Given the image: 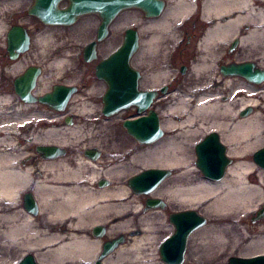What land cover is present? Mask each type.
<instances>
[{
    "label": "flooded vegetation",
    "instance_id": "obj_1",
    "mask_svg": "<svg viewBox=\"0 0 264 264\" xmlns=\"http://www.w3.org/2000/svg\"><path fill=\"white\" fill-rule=\"evenodd\" d=\"M3 1L4 10L2 17L4 20L3 22L5 23H3L5 26V29L3 30L5 54L4 56L0 57V93L3 92L2 90H4V88L9 86L15 94V80L21 77L24 71L29 66L34 64L26 63L22 72L13 75L12 78H8L9 76L7 74L11 72L10 68L13 66V64L19 62L23 56L22 54H19L16 59L10 58V54L7 51V36L10 29L14 26L21 25L22 21L19 15L20 11L16 10V8L19 7L17 0ZM230 1L233 4L241 2V0H128V7L125 9V12L127 14V26L120 33V43L115 50H117L122 44L126 34H128V37L130 39L133 38V36H136L137 48L129 59V66L131 67V70L137 73V77L135 79L133 74L126 75V84L124 85V88L128 93L129 100L132 99L131 92L133 90L135 82L137 93L140 94L142 98L145 97V94H151V98H149L148 101L149 103L142 113H138V107L132 105H129L126 110H122L113 116L107 117L102 113L104 105L103 97L108 90V85L104 80L97 78L96 66L101 60L107 58L115 50L108 56L103 57L97 61H93V66L89 71V74L85 75V73L83 72L82 79L79 80L81 82L77 83L75 86L63 84L61 81H57L58 83L56 82V84H51L47 89H44L42 87V91H36L38 90V87L41 85L42 80L45 78V76H43V69L38 65H35V67H38L40 70V74L35 80L34 89H32L30 92V96L35 100V102L26 103L21 100L18 95L15 94L19 106L33 109L37 107L42 108L43 110H45V112H47L44 122L48 123L51 126L54 121H61V123L66 125L72 124V122L76 118H72L66 115L67 110L72 108V104H74V106H80L83 104L93 105L99 103V121L97 122V124L101 123L100 121L102 120H108L112 117H115L122 112L128 113V116L122 120L121 127L124 130L125 134L134 141V144H130V146L123 149L121 154L114 159L105 158L103 154H105L106 152L104 151L102 153V150L97 146L95 148H85L82 151L84 160H94V163L91 164L93 165V167H91V165L89 164L88 167L90 168L80 169L82 174L79 177L70 178L69 180L61 184L52 185L62 188L60 192L63 193H61L60 195L57 194L53 197L54 204L51 203L49 205L48 203V211L51 218L48 225L46 224L47 222L44 223L46 215L43 214L41 208L42 206L40 200L38 199L39 196L35 191L36 184L38 182H43L46 179L40 173L41 170H39V168H30L32 177L31 183L28 185L26 191L24 190L25 192L19 195V203L24 213L26 212L31 217V220H33V224L35 225V232L38 236H40L43 232L59 235L71 234L69 232V228L70 226L72 228H75L74 224L77 222L75 218V211L72 210L75 207V204H71L66 210V205L60 208L58 202L62 201V199L66 197V192L68 191L72 193L74 198H81V194L84 191H87L97 197V199H95L96 202L90 205V207L93 208L97 204L118 206L128 203L127 210L122 214L113 215L105 221L99 220L91 226H88V223H83L80 225L81 227H79L78 230H75L78 231V233H81V231L87 229V233L89 234V236L102 240L100 243L99 254L94 258L92 264H103L104 260L112 255L121 246H127L132 243V240L136 237V233H140L141 229H143V227H140V225L138 228H136V230L133 228V226H131V221L134 217L136 218L138 223H143L140 220L141 218L145 219L146 217H148L149 223H151L153 228L148 232V236L146 238L136 237L138 239H142L140 240L141 249H148L154 253L153 261L140 262V264H172L162 259L159 253V248L167 240V238L172 236L174 233V225L171 221V215L175 212L183 210L174 207L175 203H172L171 197V191L175 186L174 181L171 179L178 171L182 170L183 168L181 169L175 167L158 166V168L166 169L167 171H169V176L159 182L147 194H136L129 187V180L135 175L125 176V171L128 168H123L121 171V175H117L114 173L117 170L112 171L114 170V168L112 167L120 162H126V160L136 152H140L142 147L148 146L137 142L134 137L127 133V130L123 127V123L126 120H133L138 117H150L153 113L156 116L159 127L162 130V136L159 140L163 139V144H165V141L169 139V136L165 135L166 131L173 130L174 128L166 129L165 131V128H163V124L169 120H171L172 122L180 121L179 117H176L175 115H169L168 108L171 106V104H169V95L172 96L173 91L177 90V88L180 87L182 78L186 76L189 70H191L192 62L205 53L203 41L206 34L208 33V30L215 26H224V24H226L228 20L237 16L240 18V21L236 26L237 28L234 30L232 37L227 38L223 41H220L222 39L216 38L217 42H219L221 45L217 46L215 51L211 49L207 50L209 57H213L214 54H224V57L219 58L217 61L218 63L216 64L215 77L219 76V78L216 80V84L218 83V87L219 83H223L224 81L231 79L239 81L240 83H247V85L253 89V92L251 94L254 95V100L257 101V106L247 105L239 108L236 112L237 119H245L246 117L253 115L255 113V109L264 108V78L258 81V83H252L243 76L233 78L224 77L222 76L220 71L222 66H229L231 64H250L253 71H260L264 73V34L262 36L257 35L260 34L262 30H264V20L259 22L254 17L255 10L258 11L259 9L264 8V4H261L259 0H249L248 5L243 6L241 5V3H239L237 7L232 6V10H229V6L227 4ZM32 2V4H34V0H32ZM63 2L65 3V6L60 7L61 3ZM67 5L68 1L63 0L58 4V8H64ZM35 19L37 20L36 24L38 23L39 25H44L37 18ZM97 20L98 22L96 26L95 36L98 27L102 23V19L98 15ZM25 23L28 24V22ZM113 23H111V25ZM111 25L109 26V35ZM34 29L36 30V28ZM160 29L165 31L159 33L158 30ZM28 34L30 38V46L32 42V34L31 32H29ZM250 34H252L253 40L250 42L248 41L249 43H246L244 46L243 41ZM109 35L107 36V38L109 37ZM154 36L160 39L159 41H157L159 43V46H157L155 49H149V51L145 52L143 55H140L139 53L141 51L142 42H148V40ZM102 42L96 44V52L97 46ZM168 44L170 45V49H168L164 53V55L166 53H169L168 62L166 63L173 67L177 66V64L179 63V66H177V70L172 75H169L164 79L158 74L159 69L152 68V70H150L148 68L149 63L147 60L150 57H153L152 59L156 58L158 60L159 56L161 55V52H159V50H161V48H167ZM250 44L255 46H249ZM16 53V51H13V55H15ZM147 54L150 56L147 57ZM163 62H165V60ZM88 64H90V62ZM211 84L214 85L215 83L212 82ZM59 85L65 86L72 90L69 96H67L63 111L55 110V105H45L38 102V99L40 97H43L46 94H52L54 92V87ZM226 88L229 87L226 86ZM239 95L245 97V92L241 90L238 93V96ZM63 97L64 95H62V98ZM77 97L79 99H77ZM76 115L77 114H74V116ZM49 129L53 128L49 127ZM210 135L211 133L205 134L199 141L195 142V144L193 145L192 151L194 155L191 165L192 168L197 169V144H199L203 139L209 137ZM218 136L221 142L225 144L219 133ZM171 138L172 137H170V139ZM36 147L37 146H34L32 148L34 153L36 154L34 162L35 166L37 159L43 158L42 155H40L36 151ZM162 149H166V147L163 145L159 150ZM225 149V153L227 154L228 146H226V144ZM60 151L63 152V158L69 155V152L66 148H61ZM254 153L255 152H253V154ZM253 154L251 156V164H253L255 167L254 175H257L259 173L264 174V169L254 164ZM229 159L231 160V165L236 160L234 157ZM228 167H230V165ZM117 188H125V192L120 196L106 195L101 198L98 197L101 192L109 191L111 193ZM26 195H31V197L35 201L36 213L34 215H31L25 207ZM51 199L52 197H50V200ZM93 208H91L90 210H92ZM90 210L87 211L89 212ZM261 211L263 213H261ZM102 216L103 214H99L94 217L101 218ZM263 220L264 193L261 197L259 207L250 216V222L260 225L262 224ZM124 221H128V223L121 224L113 229H110L111 225ZM162 229H168L169 233L166 235H161ZM190 236L191 235H189L185 243L182 262L180 264H198L197 262H193L190 258H188ZM106 244H109L111 246V252H109L102 259L98 260V257L103 252V246ZM253 255L264 256V252H257ZM171 261L175 262L173 258H171Z\"/></svg>",
    "mask_w": 264,
    "mask_h": 264
},
{
    "label": "bare ground",
    "instance_id": "obj_2",
    "mask_svg": "<svg viewBox=\"0 0 264 264\" xmlns=\"http://www.w3.org/2000/svg\"><path fill=\"white\" fill-rule=\"evenodd\" d=\"M259 1L261 4H264V0ZM239 3L245 6L248 5L249 0H241V2L234 4L230 1L227 4L229 6V10H232V6L237 7ZM121 13H119V15ZM254 14V17L259 22L264 20V8H261L258 11L255 10ZM115 19H113L111 23H113ZM239 21L240 18L237 16L228 20L224 26H215L208 30V33L203 41L205 53L193 61L191 64V72L200 80H202L203 77L205 78L209 76L208 81L215 83L212 87L214 89L209 87L207 81L204 83L203 88L201 87L203 91L200 92L199 90L195 98H193V101L195 102L193 106L189 105V99H182L168 108L170 116L177 115L179 118L181 117V119L179 122H172L171 120L166 121L163 124V128H165V130L170 128L178 129L179 134L174 135L173 138H169L165 141L164 146L166 149L138 152V154H134L130 157L127 162L116 164L112 167L114 168L112 171L117 170L114 173L121 175L123 168H131L134 163H137L141 167H184L183 169L181 168L182 170L178 171L171 179L175 183V186L171 191L172 203H175L176 200L178 204L176 207H178V209L198 210L201 215L203 214L211 220L207 226L194 232L190 236L189 240L196 241V245L201 247L203 250L212 252L218 248L227 247L228 245L238 246L242 243L248 251L256 253L264 252V225L257 229L255 235H248L241 228V213H245L249 210L254 198L257 197L260 201L264 193V174L259 173L254 175L255 178L253 181L248 180L251 175L255 174V167L250 162L244 161V158L246 157L244 151L251 147H256V144L260 141L259 129L261 127V123L259 114L255 112L253 115L242 120L234 117V121L226 118H218V116L228 113L232 104L242 108L247 105L257 106V101L254 100V98L246 97V95L253 92V89L248 86L247 83H240L239 81L228 79L223 83H219L225 88L226 86L231 87V93L229 96L230 100L226 103H222L223 100H219L218 91H215V87H217L218 84H216V80L219 76L215 77L214 72L218 59L223 58L224 54H214L213 57L211 55V57H209L207 53V50L211 49L215 51L216 47L221 45L217 42L216 38L222 39L220 41H223L232 37ZM111 23L107 27V34L103 40H105L109 35V26ZM19 26L23 27L27 34L31 32L28 29L30 27L27 28V26L22 22ZM3 29L0 27V30ZM37 30V28L36 30L33 28V31ZM263 34L264 30L257 35L262 36ZM97 35L98 29L96 36ZM157 39L158 37L154 36L149 39L148 42H142L139 54L143 55L145 52L149 51V49H155L159 46L158 42L156 44H151L152 41L156 42ZM252 40V34L248 35V37L243 41L244 46ZM40 41L45 45V47H47L48 44L52 42V39L50 36H45L41 38ZM249 46L255 45L250 44ZM27 52L22 54L23 57L19 62L13 64L10 71L14 72V70H22L26 63H37L35 59L27 58V56H25ZM159 52H161V50H159ZM67 60L68 59L66 57H61L55 59L53 63L55 66L61 68L67 65ZM209 60H211V63L214 62L212 63L213 66L208 62ZM209 65L214 68L212 72L209 69ZM165 72L168 71L166 70ZM40 86L36 91L39 92L43 90ZM32 89H34V87ZM241 90L246 92L245 97L241 95L238 96V92ZM137 97L139 99H143L138 93ZM231 98H234L235 101H232ZM9 99L10 97L8 95H1L0 105H5L6 101L8 102ZM130 105L135 106L132 103ZM26 109L29 108L26 107ZM203 113L210 115L212 117V121L209 123L216 125L211 126L209 129H226V134H223L222 139L226 146H228L227 156L229 158L234 157L236 159L235 162L228 167L225 176L219 180H211L205 178L204 176L196 178L195 173L197 170L191 167L192 162L190 156L187 154V150H184V148L179 144L180 141L178 136L192 133V129L190 127L196 124L195 114L197 115ZM182 114L185 117L184 119L182 118ZM17 121H26V118L24 115H21V113H17L13 120H6L3 118L0 119V236H3L4 240L23 241L25 243L26 250L32 252L31 254L33 255L35 261L39 264L92 263L94 258L99 254L100 243L102 240L89 236L87 229L81 231V233H78V231L75 230H78L79 227H81L80 225L83 223H88L87 225L89 226V224H95L99 220L105 221L113 215L122 214L127 210L128 203L118 206L97 204L93 208L90 207V205L96 202L95 199H97L94 194L84 191L81 194V198H74L72 193L68 191L66 192V197L62 199V201L58 202V204L60 208L66 205V210L71 204H75V207L72 209L76 214L75 218L77 222L74 224L75 228L70 226L71 229L69 228V232L71 234L67 235L49 234L43 232L40 236H38L35 232L33 220H31V217L26 212L24 213L19 203V195L25 192L28 185L31 183L32 177L30 168L32 167L22 168L17 165L22 158V150L15 152L19 149L14 146L15 133L12 135V133L9 132V128L12 127L11 123ZM204 124V122L199 123L201 127ZM45 132L52 133L55 132V130L48 128ZM45 143L47 145L40 146H52L59 149L66 148L60 143ZM59 156L63 158L62 155H58L51 159L41 158L43 164L39 165V170H41L40 173L46 180L38 182L35 186V191L39 196L38 199L40 200L43 214L46 215L44 223L47 222V225L51 219L48 211V203L49 205L51 203L54 204L53 197L57 194L60 195L63 193L60 192L62 188L52 185L61 184L70 178L79 177L82 174L80 169L83 167V164L91 165L94 163V160L90 159L84 161V158H74L73 161H70L69 158L62 159ZM66 157H69V155ZM217 157L218 156L216 155L215 159H217ZM91 167H93V165H91ZM36 168H38V166H36ZM124 189L125 188H117L111 193L109 191L101 192L98 197L101 198L106 195L120 196L125 192ZM50 197H52L51 200ZM91 208L93 209L90 210ZM87 210L90 211L88 212ZM99 214H103V216L101 218H95L96 215ZM134 218H132V220ZM140 220L143 222V229H141L140 233H136V237L146 238L148 236V232L153 228L151 223H149L148 217L145 219L141 218ZM125 223H128V221L113 224L110 229ZM2 224L3 228L1 227ZM136 237L132 240L131 244L121 246L112 255L107 257L103 264H124L123 262L119 263L116 261L122 258L127 259L129 256L134 258L135 262L133 264L151 262V259L149 258L144 259L146 256L144 255V251L140 248V240L142 239H138ZM114 257L117 258L115 261L116 263L113 261Z\"/></svg>",
    "mask_w": 264,
    "mask_h": 264
},
{
    "label": "rangeland",
    "instance_id": "obj_3",
    "mask_svg": "<svg viewBox=\"0 0 264 264\" xmlns=\"http://www.w3.org/2000/svg\"><path fill=\"white\" fill-rule=\"evenodd\" d=\"M17 3L19 4V7H17L16 10L20 11L19 15L21 21L24 25L27 26V28L30 27L29 30L32 34L30 49L25 54V56H27V58L35 59L37 63L29 64L39 65V67L43 69V76H45L40 87L47 89L51 84H56L57 81H61L63 84L71 86H75L77 83L81 82L79 80L82 79L83 72L85 73V75H88L93 66V61L90 62V64L83 61L82 50L86 44L95 39V31L98 22L97 15L88 14L85 16H81L71 26H45L39 25L38 23L36 24L37 20L35 19V17L28 15L27 11L33 3L32 0H17ZM63 6H65L64 2L61 3L60 7ZM3 7L4 1L0 0V27H2V29H5V23L3 22L4 20L2 17ZM124 14L125 11L115 19L114 23L111 25L112 27H110L111 35L97 46V59L94 61L108 56L118 47V44L120 43V33L127 26V16L126 14ZM25 22H28V24H26ZM33 28H37L38 30L33 31ZM3 30H0V57L4 56L5 54ZM158 31L159 33H161L165 30L160 29ZM45 36H50L52 39V42H50L47 47H45V45L40 41V39ZM159 40L160 39L158 38L157 41ZM157 41H152L151 44H156ZM168 49H170L169 44L167 48H161V55L159 56L158 60L155 57V59H152L153 57H150L147 60L149 63L148 68L150 70H152V68L159 69L158 74L164 79L167 76L172 75L177 70V66H179V63L174 67L166 63L168 62L169 53H166L165 55L164 53ZM146 56L149 57L150 55L147 54ZM61 57H66L68 59V63L64 67L59 68L55 66L53 62L55 59ZM164 60L165 62H163ZM208 62L211 63V60H209ZM211 65H209V69L212 72L214 68H212ZM23 70L24 69H19V71L14 70V72L11 71L12 73L9 72L7 74L9 76L8 78H12L13 75L18 74ZM166 70L168 72H165ZM215 73L216 69L214 74ZM208 78L209 76L205 78L203 77V79L200 80L198 79V77H195L191 70H189L186 76L182 78L180 87H178L177 90L173 91L172 96L169 95V104L174 105L182 99H189V105L193 106L195 103L193 101V98H195L199 90L200 92L203 91L201 87L203 88L204 83L208 81ZM207 83L209 87H213V85L211 84L212 81H208ZM2 91L3 92H1L0 95H8L10 97L8 102L10 103L6 101L5 105H0V119L3 118L6 120H13V118L16 117L17 113H21V115H24L26 118V121L12 122V127L9 128V132L12 133V135L13 133H15L14 146L19 148L15 152H17L18 150H22V158L17 164L19 167L36 168V166H38L39 168V165H42L43 161L41 158H38L35 163L36 166L34 165V158L36 154L34 153L32 148L34 146L47 145L45 142H49L50 144H63L69 152V157H65V159L69 158L70 161H73L74 158H84L82 155V151L85 148H95L96 146L102 150V153L104 151L106 152L105 154H103L105 158L114 159L121 154L123 149L130 146V144H134V141L125 134L124 130L121 127V122L125 117L128 116V113L122 112L115 117H112L108 120H102L100 121L101 123L97 124V122L99 121V103L93 105L83 104L80 106H74V104H72V108L68 109L66 113V115L72 118H76L72 122V124L66 125L61 123V121H54L50 126L48 123L44 122L45 116L47 115V112H45V110L40 107L34 109H26L23 106H19V104L17 103V97L9 86L4 88V90ZM215 91H218L219 93V100H224L222 103H226L230 100L229 96L231 93V87L225 88L224 86H221L219 84L218 87H215ZM249 95H246V97L255 98L254 95ZM77 99L79 98L77 97ZM231 100L235 101L234 98H231ZM238 109V106L232 104L230 107V111L224 115H219L218 118H226L232 121L234 117L236 118V112L238 111ZM255 112L259 114L261 123V127L259 129L260 141L256 144V147H251L244 151V154L246 155L244 161L250 163H252L251 156L253 152L264 146V108L256 109ZM74 114L77 115L74 116ZM175 116L179 117L177 115ZM195 116L196 124L190 127L192 129V133H188L189 136L187 134L178 136V139L180 141L179 144L184 148V150H187V154L188 156H190L191 162L194 155L192 147L195 142L199 141L205 134L212 131L218 132L221 137L223 136V134H226L225 128H221V130L220 128L216 130L209 129L211 126H216L209 123L210 121H212V117L210 115H206L205 113H203L197 115L195 114ZM182 118H185L183 114ZM179 119H181V117ZM203 122L205 124L201 127L199 123ZM49 127H52L55 132L46 133L45 130ZM177 134H179V130L175 128L173 130L166 131L165 133V135L169 136V138H173L174 135ZM163 143V139L158 140L153 144L142 147L140 152H145L147 150H159L164 145ZM135 154H138V152H136ZM129 159H127L126 162ZM87 165L83 164V167L81 168H90L88 167L89 165ZM140 167L141 166H139L137 163H134L131 168H128L125 171L126 173L124 175L133 176L140 173L145 168H158V166ZM196 170V178L202 177L199 170ZM254 178L255 176L253 174L248 178V180L253 181ZM258 199L259 198L257 197L254 198L249 210L245 213H241V228L248 235H255L258 227L264 225V220L260 225L250 222V216L259 207L260 201ZM177 205L178 204L175 200L174 207H176ZM195 211L199 212L198 210ZM203 216L207 220L205 224V226H207L211 222V220L207 216ZM142 224L143 223L141 222L138 223L136 218L131 221V226H133L135 230L139 227V225L141 227ZM91 225L89 224V226ZM1 227L3 228V224L1 225ZM168 233V229H162L161 235H166ZM196 244V241L189 240L188 258H190L193 262H197L198 264H228V259L231 256H250L257 253H251L244 247L242 243H240L238 246L228 245L227 247H223L220 249L218 248L213 252L203 250ZM142 250L144 251V255L146 256L144 259L150 258L151 261L154 260V253L151 250ZM31 253V251L26 250V246L23 241L4 240L3 236H0V264H18L25 255ZM116 260L117 258L114 257V263L123 262L124 264H133L135 262L134 258L130 256L127 259L122 258L120 260Z\"/></svg>",
    "mask_w": 264,
    "mask_h": 264
},
{
    "label": "water",
    "instance_id": "obj_4",
    "mask_svg": "<svg viewBox=\"0 0 264 264\" xmlns=\"http://www.w3.org/2000/svg\"><path fill=\"white\" fill-rule=\"evenodd\" d=\"M61 1L63 0H34V4L29 8L28 14L36 17L44 25L55 26H71L83 15H99L102 23L98 28L96 40L87 44L83 49L85 62L95 60L97 58L96 44L106 37L107 27L111 21L128 7V0H67L68 5L62 9L58 8V4ZM29 40V35L23 27H12L7 36V51L10 54V58L16 59L19 54L28 51ZM136 48V36L130 39L128 34H126L118 50L96 66L97 78L104 80L108 85V90L103 97L104 105L102 109V113L107 117L126 110L131 103L138 107V113H142L149 103L151 94H145L143 99L137 97L136 82L131 92V100L128 99V93L124 88L126 75L133 74L135 79L137 77V73L131 70L129 66V59ZM13 51L17 53L13 55ZM220 71L224 77L243 76L252 83H258L264 78V73L253 71L250 64L222 66ZM39 74V68L31 66L14 82L15 94L26 103L35 102L31 98L30 92L35 86V80ZM71 91L70 88L65 86H55L52 94L40 97L38 102L45 105H55V110L63 111L64 103ZM62 95H64L63 98ZM123 127L137 142L145 145L156 142L162 136V130L153 113L150 117L126 120L123 123ZM225 150V146L215 132H212L209 137L197 144L196 165L205 178L219 180L225 176L227 167L231 165V160L227 157ZM36 151L44 159H51L63 154L59 148L52 146H37ZM216 155L218 156L217 159H215ZM253 161L258 167L264 169V147L254 153ZM167 176H169V171L165 169L146 168L129 180V187L136 194H147ZM25 207L31 215L36 213V204L31 195H26ZM261 213L263 212L261 211ZM171 221L175 232L160 246L159 253L164 261L180 264L187 237H189L190 233L205 226L206 219L195 210H183L173 213ZM109 252H111V246L109 244L104 245L103 252L98 257V260ZM171 258L175 262H172ZM18 264L39 263L35 261L33 255L27 254ZM229 264H264V256L231 257Z\"/></svg>",
    "mask_w": 264,
    "mask_h": 264
}]
</instances>
